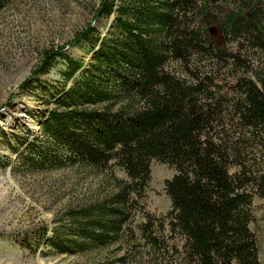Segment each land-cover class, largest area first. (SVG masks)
<instances>
[{
    "label": "trees",
    "instance_id": "16d2710c",
    "mask_svg": "<svg viewBox=\"0 0 264 264\" xmlns=\"http://www.w3.org/2000/svg\"><path fill=\"white\" fill-rule=\"evenodd\" d=\"M95 1V19L112 29L89 24L70 44L89 62L70 47L43 54L21 86L54 105L40 115L42 138L7 142L33 173L117 167L128 180L68 212L52 235L33 232L27 249L84 255L115 245L141 215L140 241L167 264H262L253 227L264 201V0ZM60 63L61 80L43 81ZM153 161L176 172L162 216L148 210Z\"/></svg>",
    "mask_w": 264,
    "mask_h": 264
},
{
    "label": "rangeland",
    "instance_id": "374dc122",
    "mask_svg": "<svg viewBox=\"0 0 264 264\" xmlns=\"http://www.w3.org/2000/svg\"><path fill=\"white\" fill-rule=\"evenodd\" d=\"M96 5L95 0H0V264H167L170 260L167 254L156 253L140 241L137 226L144 222L141 215L115 245L84 255H56L44 244L34 254L27 249V239L33 232L43 230L52 235L68 212L103 202L117 193L119 182L128 180L117 167L103 172L79 166L33 173L21 166L18 153L8 144H13L18 134L30 136L31 141L39 137L40 115L54 106L46 102L48 95L39 89L26 94L21 88L43 54L70 47L89 24L104 35L112 29L103 19H95ZM66 52L86 62L92 56L77 47ZM198 67L203 73H211L204 62ZM62 68L64 64H58L42 80L57 84ZM220 74L226 77L228 72ZM6 162L9 165L4 167ZM175 173L167 165L152 163L148 210L157 216L171 210L165 182ZM256 204L253 229L259 238L260 262L264 264V201L257 199Z\"/></svg>",
    "mask_w": 264,
    "mask_h": 264
},
{
    "label": "water",
    "instance_id": "95a60500",
    "mask_svg": "<svg viewBox=\"0 0 264 264\" xmlns=\"http://www.w3.org/2000/svg\"><path fill=\"white\" fill-rule=\"evenodd\" d=\"M112 26L110 25V28ZM210 33L211 35L213 36L216 44L218 47H223L225 45V38H224V34L221 30V28L217 25H213L211 28H210Z\"/></svg>",
    "mask_w": 264,
    "mask_h": 264
}]
</instances>
